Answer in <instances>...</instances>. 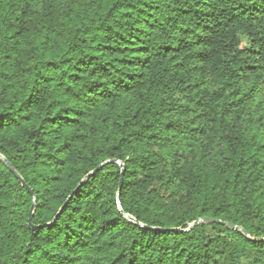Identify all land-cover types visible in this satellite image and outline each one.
Instances as JSON below:
<instances>
[{
    "label": "trees",
    "instance_id": "obj_1",
    "mask_svg": "<svg viewBox=\"0 0 264 264\" xmlns=\"http://www.w3.org/2000/svg\"><path fill=\"white\" fill-rule=\"evenodd\" d=\"M0 264H264V0H0Z\"/></svg>",
    "mask_w": 264,
    "mask_h": 264
},
{
    "label": "water",
    "instance_id": "obj_2",
    "mask_svg": "<svg viewBox=\"0 0 264 264\" xmlns=\"http://www.w3.org/2000/svg\"><path fill=\"white\" fill-rule=\"evenodd\" d=\"M5 162H6V164H7V166L9 167V169L10 170H12L13 172H14V174L16 175V177H18V179L23 183V181H22V179L20 178V176L18 175V173L14 170V168L3 158V157H1ZM107 162H111V163H116V164H118L119 166H120V168H121V177L123 176V173H124V166H123V164L120 162V161H118V160H115V159H112V160H106L105 162H103V163H101L96 169H94L93 171H91V173H89V174H92V173H94L96 170H98L103 164H105V163H107ZM88 176L89 175H86V177L83 179V180H86L87 178H88ZM122 182V179H120V183ZM32 210H33V207H32ZM31 213H32V211H31ZM125 216L126 217H128V218H130V219H133L130 215H128V214H126L125 213ZM203 222H218V223H223V224H226V225H229L228 223H224V222H222V221H220V220H218V219H212V218H200V219H197V220H195L192 224H190L189 225V227H187L186 229H182V230H188V229H190V228H192L194 225H197V224H199V223H203ZM29 225H30V227H33L32 226V223H31V217L29 218ZM233 228H237V229H240L241 230V228H239V227H237V226H232ZM243 231V230H242ZM243 232H245V231H243Z\"/></svg>",
    "mask_w": 264,
    "mask_h": 264
}]
</instances>
